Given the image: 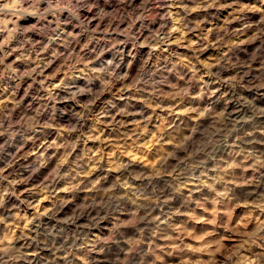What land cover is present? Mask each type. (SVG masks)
Segmentation results:
<instances>
[{
  "label": "clouds",
  "instance_id": "1",
  "mask_svg": "<svg viewBox=\"0 0 264 264\" xmlns=\"http://www.w3.org/2000/svg\"><path fill=\"white\" fill-rule=\"evenodd\" d=\"M0 264H264V0H0Z\"/></svg>",
  "mask_w": 264,
  "mask_h": 264
}]
</instances>
